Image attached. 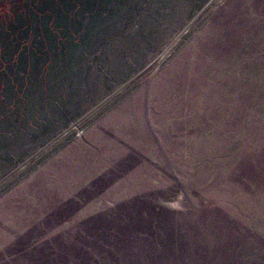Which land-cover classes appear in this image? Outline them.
I'll list each match as a JSON object with an SVG mask.
<instances>
[{"label": "rangeland", "instance_id": "1", "mask_svg": "<svg viewBox=\"0 0 264 264\" xmlns=\"http://www.w3.org/2000/svg\"><path fill=\"white\" fill-rule=\"evenodd\" d=\"M0 264H264V0L13 21Z\"/></svg>", "mask_w": 264, "mask_h": 264}, {"label": "water", "instance_id": "2", "mask_svg": "<svg viewBox=\"0 0 264 264\" xmlns=\"http://www.w3.org/2000/svg\"><path fill=\"white\" fill-rule=\"evenodd\" d=\"M70 2V0H0V47H5L7 28L13 21Z\"/></svg>", "mask_w": 264, "mask_h": 264}]
</instances>
